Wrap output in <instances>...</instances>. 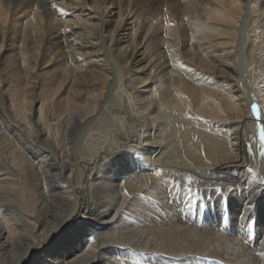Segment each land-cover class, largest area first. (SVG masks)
<instances>
[{"label": "bare ground", "instance_id": "6f19581e", "mask_svg": "<svg viewBox=\"0 0 264 264\" xmlns=\"http://www.w3.org/2000/svg\"><path fill=\"white\" fill-rule=\"evenodd\" d=\"M262 130L264 0H0V264H245Z\"/></svg>", "mask_w": 264, "mask_h": 264}, {"label": "rangeland", "instance_id": "374dc122", "mask_svg": "<svg viewBox=\"0 0 264 264\" xmlns=\"http://www.w3.org/2000/svg\"><path fill=\"white\" fill-rule=\"evenodd\" d=\"M157 2H155L154 4H156ZM23 22H24V20H23ZM148 203V202H147ZM223 206H225V205H223ZM222 206V207H223ZM151 208V207H150ZM222 210H224L223 208H222ZM196 210L194 209V210H192V212H191V214H193V213H196L195 212ZM153 213H154V215H160V214H157V213H155V211H153ZM203 215L204 214H202V217L200 218V226H204L205 228H207L205 225H204V223H205V220H206V217L204 218L203 217ZM223 215V214H222ZM221 215V216H222ZM220 215L218 216V218H220L221 217ZM167 217H168V215H167ZM166 217V218H167ZM213 219V218H212ZM232 219V217H231V215L230 216H227L226 218H225V221H232L231 220ZM239 220H241V219H239ZM224 221V220H223ZM227 221V222H228ZM201 222H202V224H201ZM249 221H247V222H244L243 221V223H241L240 225H237L234 229H230L229 230V228L227 229L226 228V230H224L226 233H230V235H232V238L234 239V240H231V242L232 241H234V242H236L237 243V245H238V247H243L244 248V250L247 252V253H250V254H252L253 255V257L251 256V257H249L250 258V260H248L247 262H245L244 261V263L245 264H263L264 263V261H263V259H264V253H261L260 252V250L261 249H263V247H262V244H263V238H264V229L262 228V227H260V226H254V223H248ZM244 224V225H243ZM248 226V227H247ZM250 227V228H249ZM254 227V228H253ZM214 228V227H213ZM245 228V229H244ZM260 228V229H259ZM251 229V230H250ZM227 230L229 231V232H227ZM240 230V231H239ZM222 231V230H221ZM231 231V232H230ZM224 232V233H225ZM248 232V233H247ZM239 238V239H238ZM241 238V239H240ZM243 238V239H242ZM236 239H238V240H236ZM236 240V241H235ZM241 240V241H240ZM238 241V242H237ZM248 258V259H249ZM252 258V259H251ZM223 260H220V262L218 263V264H223L224 263V261L222 262ZM250 261V262H249ZM253 261V262H252ZM222 262V263H221ZM255 262V263H254ZM207 263V262H206ZM226 264H227V262H225Z\"/></svg>", "mask_w": 264, "mask_h": 264}, {"label": "snow or ice", "instance_id": "6c2138e0", "mask_svg": "<svg viewBox=\"0 0 264 264\" xmlns=\"http://www.w3.org/2000/svg\"><path fill=\"white\" fill-rule=\"evenodd\" d=\"M261 140H262V144H261L262 152H261V154L264 155V130H262V133H261ZM157 175H159V173H157ZM217 191H219V189H217Z\"/></svg>", "mask_w": 264, "mask_h": 264}]
</instances>
